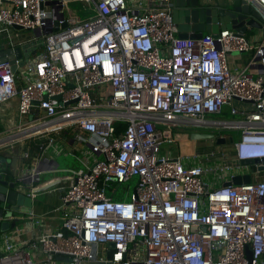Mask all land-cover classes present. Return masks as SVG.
I'll return each mask as SVG.
<instances>
[{"label": "built area", "instance_id": "obj_1", "mask_svg": "<svg viewBox=\"0 0 264 264\" xmlns=\"http://www.w3.org/2000/svg\"><path fill=\"white\" fill-rule=\"evenodd\" d=\"M241 1L264 23V0ZM71 3L90 15L82 19ZM15 25L35 31L41 52L23 67L18 61L16 71L0 63V107L18 99V120L0 132V154L45 136L53 143L66 130L90 160L68 170L57 228L26 239L21 229L0 232V264H264L260 31L181 38L172 0L148 7L127 0H0V33L9 48L16 47ZM235 54L249 59L235 67ZM117 123L126 128L119 131ZM212 130L234 136V159L226 161L219 147L183 149L192 131ZM164 143L176 153L164 151ZM23 153L36 162L18 179L36 197L40 155L29 147ZM255 159L261 162L251 169L242 165ZM244 173L251 182L224 185ZM134 178L130 198L118 195Z\"/></svg>", "mask_w": 264, "mask_h": 264}, {"label": "water", "instance_id": "obj_2", "mask_svg": "<svg viewBox=\"0 0 264 264\" xmlns=\"http://www.w3.org/2000/svg\"><path fill=\"white\" fill-rule=\"evenodd\" d=\"M173 18L180 28L179 36L181 38H201L205 33H211L215 37L221 30L233 29L237 35H244L249 28L257 29L264 37V23L259 19V14L252 11L241 0H172ZM63 23L62 26H66ZM15 29H22L21 26L15 25ZM35 33V31H32ZM27 58L20 46L0 51V63L9 61L14 71L19 66L23 67ZM190 139L206 140L216 138L218 145H225L227 141L234 142V136L228 138L217 137L214 132L192 131ZM15 156L12 149L7 153L0 154V171L2 166H8V170L0 172V217H8L13 214L33 213L38 201L37 196L30 195V187L25 180L19 181L18 175L13 172ZM264 161V159L262 160ZM261 160H244L243 166H254ZM58 165L59 162L56 161ZM264 171V166H257ZM252 180L251 173L238 174L226 181L224 185L249 183ZM20 222L19 218L13 220L5 219L0 222V232L10 231ZM109 247L108 258L112 259V253L115 251V243L107 244ZM248 250V259L252 260V252ZM1 255V251H0ZM122 264V263H115Z\"/></svg>", "mask_w": 264, "mask_h": 264}, {"label": "crops", "instance_id": "obj_3", "mask_svg": "<svg viewBox=\"0 0 264 264\" xmlns=\"http://www.w3.org/2000/svg\"><path fill=\"white\" fill-rule=\"evenodd\" d=\"M127 1L130 5H134V6L136 5V7H138V5L140 7H148L151 5H158V3H160V0H127ZM34 54H39V53L36 52ZM27 56L29 57V54H26L25 58H28ZM248 59H249L248 54H235L232 59V64L235 67H239L240 65L246 63ZM6 110L12 113L11 114L12 117H9L10 112L6 113ZM0 114L8 116L6 118L7 126L1 131L8 130V127H10V125L12 124L11 122H9V120L10 119H12V121L18 120V116H17L18 99L15 98L11 100L8 104L2 105L0 107ZM47 137L48 136H45L42 139H40L46 141L47 145L45 144L44 150L38 153L40 155L38 164L42 173H41V181L37 184V187L39 189L41 187V190H39L37 194L38 201L33 210L34 217L30 218L29 217L30 214H24V215L21 214L24 217L19 218L20 219L19 224L12 229V230H16V229L22 230L20 235L21 239H26L30 237L31 234L33 233L40 234L48 230H53L59 226L62 213L60 210L59 211L56 210V208L62 204L64 187H66L67 185L68 170L70 168H74V166H71L70 163L68 162L65 163L60 161L59 156H72L77 158L78 160L81 159L82 152L77 149V144L74 139L73 133L66 130L57 133L54 135L53 143L49 142ZM186 139L187 138L184 137L183 140ZM190 140L192 142H188V143L192 150L197 149L198 141L203 143V140H197V141L193 139ZM27 147H30V145L17 144V146H15L14 148L15 164L13 166V172L16 173L18 176L19 175L21 176L23 173H25V171L31 166V163L35 164L36 162L35 160L32 162V160L30 161L23 157L24 154L23 152L25 151V149H27ZM56 161L59 162L58 165L56 164ZM1 171H3V166L1 168ZM246 171L248 172L247 169ZM29 229L32 231H29Z\"/></svg>", "mask_w": 264, "mask_h": 264}, {"label": "rangeland", "instance_id": "obj_4", "mask_svg": "<svg viewBox=\"0 0 264 264\" xmlns=\"http://www.w3.org/2000/svg\"><path fill=\"white\" fill-rule=\"evenodd\" d=\"M71 8L72 9H74V10H76V9H78L79 11H80V15H81V17H82V19H86L85 17H86V15H90V13H86V14H83L82 13V10H83V8H84V6H83V4L82 3H71ZM33 33V32H32ZM247 34L250 36V37H252L253 35H259V30H257V29H250L248 32H247ZM35 40V42L38 40L37 38H36V36H35V34H33V41ZM38 52H41V50H38ZM33 56L35 55V54H32ZM30 56V55H29ZM9 113L10 111H8V110H6V113ZM11 112H10V114H9V117H12L11 116ZM8 116H5V115H3V114H0V131L1 130H3L4 128H6V126H7V120H6V118H7ZM220 117H223V118H230V115L229 114H227V116L224 114V115H220ZM197 130H199V129H197ZM212 132H216L215 130H212ZM191 140L190 139H186V140H183L182 139V147H183V149L184 150H186L187 152L188 151H190V150H192L191 149V147L189 146V143L188 142H190ZM192 142V141H191ZM191 144V143H190ZM20 145V144H19ZM198 145L200 146V145H202L201 144V142L200 141H198ZM186 146V147H185ZM188 146V147H187ZM162 149L164 150V151H166V152H169L170 154H175L176 153V151L177 150H175L174 149V146H173V144H171V143H164L163 144V146H162ZM81 158L83 159V158H85V159H87V160H90V157H88V155H87V153H86V151L84 150L83 152H82V154H81ZM231 158L228 156V159L227 160H230ZM59 160L60 161H62V162H68V163H70V165L71 166H74V167H78V168H80V167H84V164H83V162L82 161H80V160H78L77 158H75V157H72V156H59ZM216 164V163H215ZM249 169H251L252 168V166H249L248 167ZM3 169H5V170H8V166L7 167H3ZM212 176H213V178L215 179V180H217V174H215V173H213L212 174ZM207 178H209L208 180H212L209 176H207ZM135 185H136V178H134L131 182H126V183H124L123 185H121L120 187H119V189H118V195H123V197L125 198V199H129L130 198V195H131V193L134 191V187H135ZM3 246H4V243H3V241H2V238H1V236H0V250H2L3 249Z\"/></svg>", "mask_w": 264, "mask_h": 264}, {"label": "trees", "instance_id": "obj_5", "mask_svg": "<svg viewBox=\"0 0 264 264\" xmlns=\"http://www.w3.org/2000/svg\"><path fill=\"white\" fill-rule=\"evenodd\" d=\"M10 33L12 35V38L15 41V45L16 46H20L23 49L25 55L26 54L32 55L34 52L35 53L38 52L39 48L37 46H35V43L36 42H40L41 39H38L36 42H35V40L33 41V34L34 33H32V31L24 30V29L20 30V29L11 28ZM9 47H10V45H9V39L7 37V34L0 33V50L1 51L2 50H6ZM116 126H117V129L119 131L120 130L123 131L126 128V124H123V123H117ZM43 141L44 140H40L39 142H37L38 144L37 143H35V144L33 143V144L30 145V147H29L30 148V153L33 156L37 155L38 153H40V151H42V149L40 147H45L46 141H44V142ZM201 144L202 145H200V146L198 145V147L196 149L197 151H200V152H212V151H215L219 147L220 149H224L225 150V153H226L225 154V160L226 161L229 162L232 159H234V157H235V152L232 149V147H231L232 145L230 143H227L225 145H219V146H216V144L208 145V143H206V142H203ZM228 156L231 158L230 160H227Z\"/></svg>", "mask_w": 264, "mask_h": 264}, {"label": "flooded vegetation", "instance_id": "obj_6", "mask_svg": "<svg viewBox=\"0 0 264 264\" xmlns=\"http://www.w3.org/2000/svg\"><path fill=\"white\" fill-rule=\"evenodd\" d=\"M234 141H235V138H234ZM203 142H206L208 143V145H212V144H216V146H219L217 143H216V138H214L213 140L212 139H206V140H203ZM227 143H230L229 141H227ZM231 145H233V143H230ZM232 147V146H231Z\"/></svg>", "mask_w": 264, "mask_h": 264}, {"label": "bare ground", "instance_id": "obj_7", "mask_svg": "<svg viewBox=\"0 0 264 264\" xmlns=\"http://www.w3.org/2000/svg\"><path fill=\"white\" fill-rule=\"evenodd\" d=\"M32 36V35H31ZM25 45V44H24ZM31 48V47H30ZM36 49V48H35ZM30 51V50H29ZM33 52V51H32ZM35 53V52H34ZM33 53V54H34ZM28 57V56H27ZM30 58V57H29ZM227 116V115H226ZM200 130V129H199ZM210 140V139H209ZM213 140V139H212ZM39 142V141H38ZM44 142V141H43ZM42 142V143H43ZM191 142V141H190ZM41 143V142H40ZM38 144V143H37ZM25 145V144H24ZM41 145V144H40ZM47 145V144H46ZM37 146V145H36ZM19 149V148H18ZM24 150V149H23ZM29 150H30V148H29ZM19 152V151H18ZM18 157V156H17ZM89 157V156H88ZM51 159V158H50ZM31 161V160H30ZM216 163V162H215ZM16 171H17V169H16ZM122 195V194H121ZM27 219V218H26ZM28 221V220H27ZM44 224V223H43ZM33 227V226H32ZM2 251V250H1Z\"/></svg>", "mask_w": 264, "mask_h": 264}]
</instances>
